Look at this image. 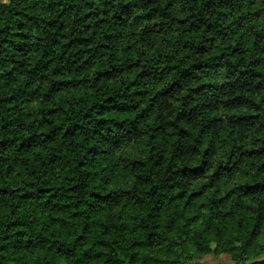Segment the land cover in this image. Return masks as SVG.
<instances>
[{"label":"trees","instance_id":"obj_1","mask_svg":"<svg viewBox=\"0 0 264 264\" xmlns=\"http://www.w3.org/2000/svg\"><path fill=\"white\" fill-rule=\"evenodd\" d=\"M264 264V0H0V264Z\"/></svg>","mask_w":264,"mask_h":264},{"label":"rangeland","instance_id":"obj_2","mask_svg":"<svg viewBox=\"0 0 264 264\" xmlns=\"http://www.w3.org/2000/svg\"><path fill=\"white\" fill-rule=\"evenodd\" d=\"M228 259L226 257L214 258V257H207L205 258L202 263L203 264H224L227 262Z\"/></svg>","mask_w":264,"mask_h":264}]
</instances>
